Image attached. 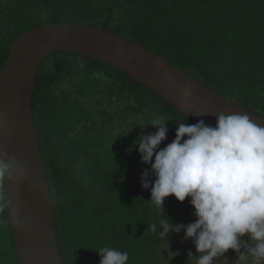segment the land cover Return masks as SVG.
<instances>
[{"label":"trees","instance_id":"16d2710c","mask_svg":"<svg viewBox=\"0 0 264 264\" xmlns=\"http://www.w3.org/2000/svg\"><path fill=\"white\" fill-rule=\"evenodd\" d=\"M38 3L39 10L27 8L0 26V72L12 44L24 32L47 24H88L141 44L215 92L264 117V0H38ZM95 73L110 79L121 94L135 97L142 108L160 112L176 122L195 124L157 94L102 62L67 51L52 52L45 58L35 85L33 114L50 181L55 232L63 262L99 264L101 257L96 250L90 251L87 246L78 250L91 235L95 222V227L102 230L113 225L124 229L119 246L129 252V264H163L154 255L157 244L163 240L149 225L167 218L173 225L178 224L182 218L180 210L190 204V198L180 202L170 196V204L178 206L177 215L158 214L150 203V189L141 186V174L145 169L151 171V166L141 162L129 176L123 170L119 173L117 165L104 160L102 155H96L95 163L85 169V188H77L73 193L64 175L68 163L55 159L54 148L47 143L55 131L63 134L68 126L77 124H70L76 117L69 110L72 106L65 105L59 113L52 109L47 116L45 106H51L49 91L74 80L83 90ZM74 110H79L76 103ZM194 211L190 204L193 221ZM236 255L229 250L225 258L237 264ZM0 264H19L3 181ZM180 264H196V260L192 263L183 260Z\"/></svg>","mask_w":264,"mask_h":264},{"label":"water","instance_id":"95a60500","mask_svg":"<svg viewBox=\"0 0 264 264\" xmlns=\"http://www.w3.org/2000/svg\"><path fill=\"white\" fill-rule=\"evenodd\" d=\"M67 51L102 62L139 82L195 124L215 126L217 114L264 117L207 87L162 56L124 36L81 23L47 24L20 35L0 72V157L12 178L3 180L19 264H64L55 232L50 184L40 149L33 97L45 58ZM192 97L182 103L184 86Z\"/></svg>","mask_w":264,"mask_h":264},{"label":"clouds","instance_id":"9594fccd","mask_svg":"<svg viewBox=\"0 0 264 264\" xmlns=\"http://www.w3.org/2000/svg\"><path fill=\"white\" fill-rule=\"evenodd\" d=\"M191 97V87L184 86L182 103ZM168 122L159 115L147 125L133 122L128 132L149 124L158 130L142 131L129 151L138 148L141 162L151 166L141 174V186L151 191L150 203L164 210L169 196L180 202L190 198L196 220L173 225L167 218L149 229L160 239L183 231L199 254L196 264H215L229 250L238 254L237 264H264V126L246 114L220 112L215 126L203 120L179 122L175 139L161 148ZM5 155L0 152V157ZM11 173L9 163L0 158V182L11 179ZM96 251L99 264H129L127 250L104 246ZM188 256L194 257L191 250Z\"/></svg>","mask_w":264,"mask_h":264},{"label":"rangeland","instance_id":"374dc122","mask_svg":"<svg viewBox=\"0 0 264 264\" xmlns=\"http://www.w3.org/2000/svg\"><path fill=\"white\" fill-rule=\"evenodd\" d=\"M31 8L40 9L38 0H0V26L4 25L18 13H24L25 9ZM82 24V23H81ZM101 74H94L89 79L83 90H80V85L77 80L73 82L61 84L56 89H52L48 93V99L51 106H45L47 116L51 115L52 109L57 112H62L65 105L72 106L69 110L71 114H75L74 120L70 124L77 123L74 127L68 126L66 131V147L68 150H77L68 159L73 161L72 171L78 176L71 178L70 189H75L79 182L83 181L85 174V148H88L87 154H91L90 160L94 158V151L98 149L100 152L105 150L104 160L108 159L117 165L119 173L133 175L131 170L138 168L141 164V155L137 149L129 151L133 143L139 138L141 132L151 134L157 131V127L148 125L146 128L136 126L131 132H128L131 127L136 124L147 125L154 115H159L168 122L167 139L162 142L161 148L166 147L175 139L178 123L169 117H163L160 112H153L149 109L142 108V103L136 102L135 97L127 94H121L115 90L113 84L108 78H101ZM79 106V110H74V104ZM67 126V125H66ZM100 133L97 138L95 135ZM110 134V138L107 140ZM89 136V139L86 136ZM97 142L92 140L96 139ZM116 139V142H109ZM187 139V137H185ZM124 168V169H123ZM130 172V173H129ZM105 173V172H104ZM81 180V181H79ZM154 183V178H152ZM170 196L164 202V210L157 208L154 210L158 214L165 213L168 215H177L178 206L170 204ZM154 212V213H155ZM181 221L178 224H189L194 222L190 214V204H185V207L180 210ZM114 231L109 233V236L117 235L119 241L123 240L124 229L117 225ZM107 231L103 232L105 238ZM184 232L170 233L167 238L160 239L155 248V258L163 264H180L181 261H195V256L198 255L195 244L191 239H184ZM248 240V237H243ZM110 243V246L111 247ZM85 243L78 247L82 250ZM191 250L193 258H189L188 253ZM245 250L241 249V253ZM232 252V250H230ZM238 260V254L234 257ZM215 264H235L233 259L220 258ZM245 264V262H240Z\"/></svg>","mask_w":264,"mask_h":264},{"label":"flooded vegetation","instance_id":"af4514ba","mask_svg":"<svg viewBox=\"0 0 264 264\" xmlns=\"http://www.w3.org/2000/svg\"><path fill=\"white\" fill-rule=\"evenodd\" d=\"M41 114H42V112H41ZM66 131L67 130H65V132L63 134L59 133L58 131H55V133L53 134L52 140H50V142H47V143L49 145H52V147L54 148L53 152H54V158L55 159L58 158L59 162L60 163H64L65 165H66V163H68L69 167L66 166L67 169L65 170V174L64 175H66L65 179L68 182L67 185H68V188L70 189L71 178L74 177V176H78V175L75 174L72 171L73 161L71 159H68L67 156L71 157L77 150H73V149L72 150H68V148L66 147V145H65L66 144V138H65ZM39 135L42 138V136H43L42 132H39ZM99 135H100V133L97 132V134L95 136L98 138ZM86 138L89 139V136L87 135ZM97 138L96 139H92V140H94V141L97 142ZM109 138H110V134H109L107 140ZM109 142L115 143L116 142V139L111 140ZM85 149H86L85 150V169L86 168H90L95 163V159L94 158H96L95 157L96 155H98L97 157H99L101 155L104 156V153H105V150L102 151V152H100L98 149H95V151H94V158L92 160H90V162H89L90 156H92V155L91 154H87L88 148H85ZM43 157H44V155H43ZM134 170L137 171V168L134 169ZM46 171H47V169H46ZM85 175H87L86 172H85V174L83 176V181L79 180L81 182H79L78 186L75 189H70L73 193H75V190L77 188H81V187L82 188H85V186H84L85 185L84 184V182H85ZM49 184H50V181H49ZM50 190H51V186H50ZM51 197H52V192H51ZM52 204H53V210H54L55 207H54V203H53V198H52ZM100 213H101V210L98 211L97 215L100 216ZM54 218H55V214H54ZM93 223L95 224V222H93ZM94 224L92 225L91 235L87 238V240H85V246H87L90 251H92V250H98L101 247L110 245V243H113V244H111V247L114 246V247H117V248L122 249L119 246V242L120 241L116 238L117 235H116V237L115 236H112V237L109 236V233L111 231L116 230L114 225L111 226V227L109 226L107 229H103L102 230L100 226L95 227ZM104 231H107V235H105V238L103 237V232ZM112 238H115V240H112ZM99 242H104V245L98 244ZM95 252H97V251H95ZM80 253H83L84 254L85 251L84 252H80Z\"/></svg>","mask_w":264,"mask_h":264}]
</instances>
